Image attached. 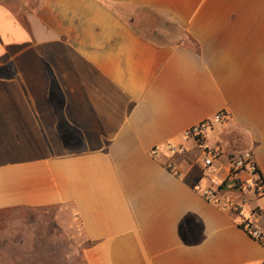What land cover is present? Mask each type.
I'll use <instances>...</instances> for the list:
<instances>
[{
	"label": "crops",
	"instance_id": "1",
	"mask_svg": "<svg viewBox=\"0 0 264 264\" xmlns=\"http://www.w3.org/2000/svg\"><path fill=\"white\" fill-rule=\"evenodd\" d=\"M221 111L208 146L264 179V0H0V215L59 209L84 264H264V197L258 240L194 189L183 133Z\"/></svg>",
	"mask_w": 264,
	"mask_h": 264
},
{
	"label": "rangeland",
	"instance_id": "2",
	"mask_svg": "<svg viewBox=\"0 0 264 264\" xmlns=\"http://www.w3.org/2000/svg\"><path fill=\"white\" fill-rule=\"evenodd\" d=\"M161 36L179 37L173 23L158 18ZM168 33V34H167ZM59 209L9 210L0 215V264H84L80 228H62Z\"/></svg>",
	"mask_w": 264,
	"mask_h": 264
},
{
	"label": "built area",
	"instance_id": "3",
	"mask_svg": "<svg viewBox=\"0 0 264 264\" xmlns=\"http://www.w3.org/2000/svg\"><path fill=\"white\" fill-rule=\"evenodd\" d=\"M227 118L228 113L221 111L212 119L194 125L183 133V139L186 142L193 141L205 155L202 172L207 184H197L194 189L208 202L222 209L234 211L239 217V225L254 238L261 240L263 232L244 215L251 197L257 199L264 197V179L259 175L253 153L250 151L237 153L224 163L221 161L220 152L207 144L209 132L215 126L223 124ZM165 148L174 156H182L188 152L183 145H167ZM158 153V149L152 151L153 155Z\"/></svg>",
	"mask_w": 264,
	"mask_h": 264
},
{
	"label": "trees",
	"instance_id": "4",
	"mask_svg": "<svg viewBox=\"0 0 264 264\" xmlns=\"http://www.w3.org/2000/svg\"><path fill=\"white\" fill-rule=\"evenodd\" d=\"M137 15L139 17V22L135 23V26L141 30L144 29L151 35L155 31L154 28L158 26V18L160 17L147 11H139Z\"/></svg>",
	"mask_w": 264,
	"mask_h": 264
}]
</instances>
